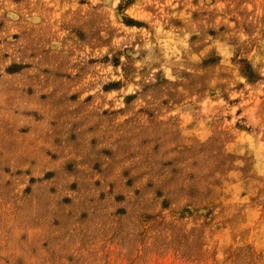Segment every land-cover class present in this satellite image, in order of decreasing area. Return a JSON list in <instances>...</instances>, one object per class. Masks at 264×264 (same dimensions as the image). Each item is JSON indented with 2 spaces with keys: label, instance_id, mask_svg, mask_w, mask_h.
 I'll return each instance as SVG.
<instances>
[{
  "label": "rangeland",
  "instance_id": "rangeland-1",
  "mask_svg": "<svg viewBox=\"0 0 264 264\" xmlns=\"http://www.w3.org/2000/svg\"><path fill=\"white\" fill-rule=\"evenodd\" d=\"M0 264H264V0H0Z\"/></svg>",
  "mask_w": 264,
  "mask_h": 264
}]
</instances>
